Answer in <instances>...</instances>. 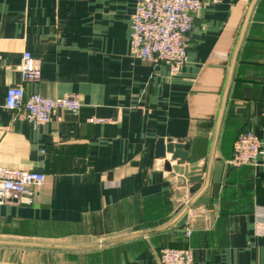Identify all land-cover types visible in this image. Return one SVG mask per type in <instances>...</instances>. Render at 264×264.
<instances>
[{
    "label": "crops",
    "instance_id": "obj_1",
    "mask_svg": "<svg viewBox=\"0 0 264 264\" xmlns=\"http://www.w3.org/2000/svg\"><path fill=\"white\" fill-rule=\"evenodd\" d=\"M204 1L189 33V62L173 72L131 54L138 0H0V165L46 175L31 202L0 203V240L93 244L164 226L196 195L192 182L166 167L180 160L171 152L157 158L156 144L183 140L191 162L207 172L252 0ZM25 51L40 61L37 82L24 80ZM18 85L27 95L77 94L83 105L34 127L25 109L5 106L8 88ZM246 130L264 146V0L254 7L228 90L214 153L225 164L221 186L211 205L188 210L198 214L191 237L177 221L94 247L0 242V264H159L165 247L192 248L194 264H264V236L255 233L264 147L254 164L228 163Z\"/></svg>",
    "mask_w": 264,
    "mask_h": 264
},
{
    "label": "built area",
    "instance_id": "obj_2",
    "mask_svg": "<svg viewBox=\"0 0 264 264\" xmlns=\"http://www.w3.org/2000/svg\"><path fill=\"white\" fill-rule=\"evenodd\" d=\"M205 5L204 0H138L131 24V54L153 63L164 62L173 72H178L189 62V33L194 15ZM22 72L27 82H37L41 78L40 61L30 51L23 54ZM82 105L77 94L27 95L22 85L10 86L5 101L9 110L25 109L24 118L34 127L50 121L60 109L77 113ZM262 147L258 136L246 130L235 140L234 153L228 163L234 167L254 164ZM45 180L44 172L0 165V203L31 202L34 189ZM197 217V213H188L183 228L186 239L193 234ZM255 233L264 236L262 206L255 208ZM157 259L159 264H194V253L190 247H165L159 250Z\"/></svg>",
    "mask_w": 264,
    "mask_h": 264
},
{
    "label": "water",
    "instance_id": "obj_3",
    "mask_svg": "<svg viewBox=\"0 0 264 264\" xmlns=\"http://www.w3.org/2000/svg\"><path fill=\"white\" fill-rule=\"evenodd\" d=\"M258 0H252L250 3V6L247 10L241 33L238 38V42L234 51V55L232 58L230 70L228 73V78H227V83L222 99V104L214 132V137L212 140L211 144V149H210V155H209V163H208V168L207 172L203 171L202 168H200L198 162L194 161L191 162L190 156H189V151L187 150L188 145L183 142V140H173L172 138H159L156 144V157L157 158H164L166 157L167 152H171L173 154V159H179L180 163L172 166L171 162H167L166 167L168 169H173L174 172L179 173L181 175H184V177L193 183V186H191V190H198L199 191L194 195L191 200L182 208L180 213L169 223L165 224L164 226H161L159 228H155L153 230H146V231H141V232H136L132 234H127L124 236H119L116 238L108 239V240H103L100 242H96L93 244H87V245H70V244H58V243H43V242H26V241H2L0 242H9V243H14V244H20V245H29V246H44V247H63V248H73V247H94V246H100V245H105L108 243L116 242L122 239H127L131 237H135L138 235H147L153 231L160 230L163 228H166L173 223L179 221V224H184V222L187 219L188 215V210L192 206H198L200 204H206V205H211L213 196L217 193L221 186V182L223 179L224 175V170H225V164L224 163H215L214 162V153L216 149V144L218 140V135H219V130L223 118V113L227 101V96H228V90L230 86V82L232 79L237 55L240 49V46L242 44V41L244 39L246 30L248 28V24L250 22L252 12L254 10V7L256 5ZM184 181V178L182 179ZM212 182V188L210 191H208V187ZM208 193L205 195L204 192Z\"/></svg>",
    "mask_w": 264,
    "mask_h": 264
},
{
    "label": "trees",
    "instance_id": "obj_4",
    "mask_svg": "<svg viewBox=\"0 0 264 264\" xmlns=\"http://www.w3.org/2000/svg\"><path fill=\"white\" fill-rule=\"evenodd\" d=\"M240 134H241V133H240ZM240 134H239V135H240ZM239 135H238V136H239ZM237 138H238V137H237ZM237 138H236V139H237Z\"/></svg>",
    "mask_w": 264,
    "mask_h": 264
}]
</instances>
